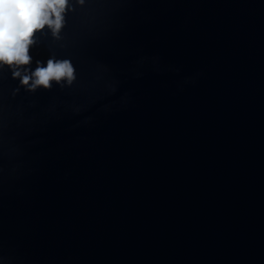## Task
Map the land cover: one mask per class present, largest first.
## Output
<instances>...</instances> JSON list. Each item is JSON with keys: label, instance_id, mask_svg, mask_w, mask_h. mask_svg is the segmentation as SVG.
Instances as JSON below:
<instances>
[{"label": "water", "instance_id": "obj_1", "mask_svg": "<svg viewBox=\"0 0 264 264\" xmlns=\"http://www.w3.org/2000/svg\"><path fill=\"white\" fill-rule=\"evenodd\" d=\"M72 3L70 86L0 68V264H264V0Z\"/></svg>", "mask_w": 264, "mask_h": 264}, {"label": "clouds", "instance_id": "obj_2", "mask_svg": "<svg viewBox=\"0 0 264 264\" xmlns=\"http://www.w3.org/2000/svg\"><path fill=\"white\" fill-rule=\"evenodd\" d=\"M76 2L83 4L84 0ZM73 10L72 0H0V68L7 66L12 77L19 78L20 86L29 91L50 88L52 82L70 86L76 80L70 58L49 57L37 61L35 69L27 66L32 61L29 48L35 43V33L47 27L59 38L65 16Z\"/></svg>", "mask_w": 264, "mask_h": 264}]
</instances>
